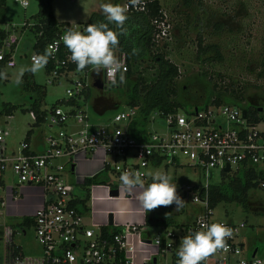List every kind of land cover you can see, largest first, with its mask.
I'll return each mask as SVG.
<instances>
[{
  "label": "built area",
  "instance_id": "1",
  "mask_svg": "<svg viewBox=\"0 0 264 264\" xmlns=\"http://www.w3.org/2000/svg\"><path fill=\"white\" fill-rule=\"evenodd\" d=\"M143 1L135 7L126 0L124 4L141 9ZM152 22L159 28L156 35L163 33L162 20L153 19ZM8 25L12 28L16 24L8 22ZM31 25L32 21L21 22L22 28ZM83 27V22L58 24L53 36L44 43L43 53L50 46L57 49L49 58L50 66L44 68L45 81L51 83L63 78L66 86L58 102L40 106L46 126L55 125L53 131L42 135V147L29 150L23 134L14 149L7 148L5 136L9 126L0 124V189L3 191L0 205L15 208L7 214L30 218L39 244L36 254H24L19 246H13L7 264H177L182 237L203 230L202 225L217 222L231 227L233 236L227 240V251H218L202 264H264V258L255 252L243 251L239 237L243 222L211 218L208 199L209 187L221 181L208 182L214 169L226 176L251 170L256 187H264V107L258 110L256 119L250 118L246 109L242 115V108L229 101L203 107L194 105L184 112L178 108L165 112L153 110L146 120L160 128L149 129L145 124L139 135L129 130L130 122L138 114L137 105L127 104L125 109L114 111L105 123H91L86 111L88 87L98 79L101 86L97 88H108L112 77L104 70L97 74L91 67L76 71L61 37L69 28L82 31ZM16 42L17 36L6 31L0 42V59L4 66L14 64L11 50ZM35 55H38L35 50L29 55L31 63ZM117 55L126 69L124 52L118 49ZM156 113L160 115V123L154 120ZM28 114L34 122L35 113L28 110ZM9 116L5 114L6 118ZM96 150H101L104 156L103 169L110 170L119 182L108 185V190L115 187L117 193L122 172H140L142 179H149L144 170L148 164L186 165L199 170L203 182L194 186L191 200L201 204V212L184 226L160 224L163 226L152 235L149 230L154 225L145 222L111 226L87 221L84 213L88 184L78 188L64 177V173L70 171L76 157H91ZM63 158L68 162L62 161ZM5 170L12 176L11 183H5L2 177ZM5 233L6 238L8 226Z\"/></svg>",
  "mask_w": 264,
  "mask_h": 264
},
{
  "label": "rangeland",
  "instance_id": "2",
  "mask_svg": "<svg viewBox=\"0 0 264 264\" xmlns=\"http://www.w3.org/2000/svg\"><path fill=\"white\" fill-rule=\"evenodd\" d=\"M36 1L29 0L27 8L21 6L16 0L4 1V21L0 26L6 31L17 36V42L11 50L14 61L12 66H4L6 79H0V108L3 102L14 104L10 116L5 117L0 112V124L11 127L12 134L7 140L10 142L20 139L22 131L32 128L34 137H39L47 131H53L55 125L46 126V119L38 123H32L28 114L31 98L37 97L36 92L30 86L23 83L16 84L19 70L22 66H30L29 55L34 51L32 42L34 32L30 26L22 28L21 22L27 21L36 11ZM125 0H119L120 5ZM112 0H51V10L57 20L70 22H84L92 10L101 11V3ZM163 14V33L154 35L156 48L164 58L175 65L177 74L173 77L175 93L170 96L178 103V111H187L193 106L203 107L219 101L235 102L241 108L246 104L256 107H264V72L261 62L264 54L263 29H264V0H158ZM8 22H14V27H9ZM26 40L29 45L21 48ZM200 40V43H198ZM158 61L145 56L137 62L133 74L126 78L123 83L108 88H97L89 85V96L86 111L91 123H105L111 114L118 109H125L129 102L127 95L128 86L131 88L138 74L145 75L155 73ZM168 68V66H166ZM31 80L43 88V95L39 99V105H49L58 102L63 96V88L66 81L58 78L51 83L45 81L44 69L36 74L30 73ZM139 82L132 87L141 94ZM229 88L238 90L241 99L232 97ZM39 95V94H38ZM134 96L137 104L140 97ZM95 108L101 111L97 112ZM259 110V109H258ZM153 112V111H152ZM154 120L161 122L160 115L156 113ZM119 126L123 124L117 123ZM146 126L150 129H159V125L146 120ZM75 155L71 157L74 158ZM62 161H67L63 158ZM146 178L143 179L145 186L151 183V177L147 173L164 171L172 177V182L177 184V193L185 201L183 207L176 209L175 204L160 206L157 209L144 212L138 201L140 189L131 193H124L121 185L117 195L107 198L108 185L119 182L108 171L103 172L104 180L98 183L86 185L87 196L85 202L87 209L84 218L89 222H106L107 212H112V224L123 222L141 225L144 218L157 219L163 215H170L173 224L184 226L193 220L202 210L198 201L191 200V192L195 185L203 182L201 172L191 169L186 165L158 166L146 165L144 168ZM71 173L65 172L64 177L81 188L82 183L76 178L70 177ZM5 183L12 182V176L8 170L2 174ZM227 176L214 169L208 177V182L226 180ZM191 185V186H190ZM187 186H190L187 188ZM0 195L3 191L0 189ZM246 201L219 200L210 208V217L215 220H229L235 223L243 222L240 228V240L243 251L256 247L255 254L264 258V187H251L245 190ZM11 208L0 205V264H4L6 253L5 228L14 229L11 242L19 246L24 254H36L39 252V244L34 237L30 226L19 224L21 217L10 216L7 213ZM95 216H99L96 220ZM152 226V225H151ZM163 225L155 224L150 227L152 235L156 229ZM24 229V232L21 231ZM136 238V236H135ZM136 243V239H133ZM149 248L151 244H146Z\"/></svg>",
  "mask_w": 264,
  "mask_h": 264
},
{
  "label": "trees",
  "instance_id": "3",
  "mask_svg": "<svg viewBox=\"0 0 264 264\" xmlns=\"http://www.w3.org/2000/svg\"><path fill=\"white\" fill-rule=\"evenodd\" d=\"M4 1L5 0H0V23L4 21ZM126 1L129 4V0ZM112 3L119 4V0H112ZM127 15L128 20L124 25L125 31L119 36L118 45V49L124 52L126 63V71L124 72L125 79L133 74V70L136 69L135 67L137 62L143 57L148 56L154 61H158L155 73L148 74L147 78H145V75L143 76L142 74H138L136 76V81L132 84L131 88L129 86L127 88V95L130 97L129 102L133 105H137L138 107V114L136 118L130 122L129 130L132 133L139 135L140 130L145 126L146 116L149 112L153 110H162L164 112L174 111L178 108V103L170 98V96L175 93L173 87V77L177 74V70L175 65L171 64V62L167 58H164L161 53L153 51V49L156 48L154 35L157 31H159V28L152 22V20L156 19L157 21H160L163 18L158 0H144L141 9L128 7ZM29 18L32 21L30 29L34 32L32 47L38 54H43L42 49L44 43L53 36L55 30L57 29V25L65 23L66 21H59L54 17L51 10V0H37L36 11L32 13ZM102 21L106 22L102 12L92 10L87 19L83 22V30L90 23ZM109 27L114 28L113 25H109ZM38 31H40V33L37 34ZM5 34L6 30L0 26V42ZM262 38L264 42V29ZM198 43H200V40H198ZM261 62L264 65V54ZM49 66L50 60L48 61L45 69ZM166 66H168V68H166ZM262 70L264 72V67ZM0 72H4V62L2 59H0ZM22 81L24 86H30L37 95V97L30 99L28 107V110H32L36 115L33 122L36 124L43 119V110L40 109L39 105V99L43 95V88L41 85L31 80L29 72L24 73ZM138 82L141 90L140 96L136 90H132V87H134ZM228 90L232 97L241 99V94L238 90H234L232 88H229ZM136 95L140 97V102L138 104L136 99H134V96ZM212 101L216 104L221 102L217 98H214ZM14 108V104L3 102L0 112L9 114ZM245 109L250 118H257L258 107L246 104ZM25 136H27V134H25ZM252 176L253 174L251 170H241L238 173L227 176L226 180L212 184L208 189L209 205L212 207L219 200H239L244 203L246 201L245 190L247 188L256 187V182L251 179ZM103 180L104 177L101 176V174H93L90 177L84 178L82 184L86 185ZM26 219L31 221L30 218H25V220ZM144 222L148 225H170L172 223V218L170 215H163L157 219L145 216Z\"/></svg>",
  "mask_w": 264,
  "mask_h": 264
},
{
  "label": "clouds",
  "instance_id": "4",
  "mask_svg": "<svg viewBox=\"0 0 264 264\" xmlns=\"http://www.w3.org/2000/svg\"><path fill=\"white\" fill-rule=\"evenodd\" d=\"M25 8L29 0H19ZM141 0H129L130 6L139 5ZM102 14L106 22L90 23L83 31L69 28L61 37L64 46L71 54V61L76 65V71L82 72L87 67L99 74L104 70L112 79L107 86H116L124 82V72L121 59L117 55L119 36L125 31L124 25L128 20V5L101 3ZM113 25L114 28L109 27ZM117 29V30H114ZM50 46L43 54L32 57L30 66H22L15 81L21 84L25 72L36 74L41 72L48 64L49 58L56 51ZM6 73L0 72V79H6ZM152 182L145 186L140 172H122L119 179L124 193H131L140 189L138 201L145 213L160 206L175 204L176 209L183 207L185 201L177 193V184L172 177L164 172H149ZM167 215V214H166ZM203 230L185 235L181 239L177 255V264H202L207 258L218 251H227V240L233 236V229L222 223L202 225Z\"/></svg>",
  "mask_w": 264,
  "mask_h": 264
},
{
  "label": "crops",
  "instance_id": "5",
  "mask_svg": "<svg viewBox=\"0 0 264 264\" xmlns=\"http://www.w3.org/2000/svg\"><path fill=\"white\" fill-rule=\"evenodd\" d=\"M54 17H55V15H54ZM64 21H67V20H64ZM88 94H89V92H88ZM95 110L97 112L101 111L99 108H95ZM31 129L32 128H26L24 131H22V133L27 134V136H25V137H26V140L28 141L29 150H38L42 147V144H43L42 135L39 137H34L32 135ZM11 134H12V129H11V127H9V133L5 136V142H6L7 148L14 149L15 144H16L18 139L16 141H12V142L10 141L9 142L7 140V138L10 137ZM103 158H104V156H103L101 150L94 151L93 154L91 155V157H88V158H83L80 156L76 157L72 163V168L69 171V173H71L70 177L76 178V181H78V182H82L84 180V178L90 177L93 174H101V176H103V172L107 171V169L106 170L103 169V165H102L103 164L102 163ZM105 158H106V156H105ZM107 158H109V156H107ZM96 183H98V182H96ZM90 185L92 187L94 186V185H92V183H89V186ZM107 196H108L107 198L113 197V195H109V194H107ZM29 201L31 202L32 200H29ZM12 210H15V208L13 207ZM95 219L98 220L99 216H95ZM94 222L96 223L98 221H94ZM105 223H107V221L100 223V224H105ZM171 224H173V221ZM252 250L253 249H251V251ZM255 251H256V249H255Z\"/></svg>",
  "mask_w": 264,
  "mask_h": 264
},
{
  "label": "flooded vegetation",
  "instance_id": "6",
  "mask_svg": "<svg viewBox=\"0 0 264 264\" xmlns=\"http://www.w3.org/2000/svg\"><path fill=\"white\" fill-rule=\"evenodd\" d=\"M11 209L9 211H13L12 210V207H10ZM10 215V214H8ZM12 216V215H10ZM19 224H24L26 226H30L31 227V224H30V221L28 219L25 220V218H20V220L18 221ZM9 234L7 235L6 237V253H5V257H4V264H7L8 263V259H9V256H10V253H11V249L13 248V246H18L16 244H13L11 242V236L13 235V231L14 229H11L9 226ZM22 232H24V229H21Z\"/></svg>",
  "mask_w": 264,
  "mask_h": 264
},
{
  "label": "water",
  "instance_id": "7",
  "mask_svg": "<svg viewBox=\"0 0 264 264\" xmlns=\"http://www.w3.org/2000/svg\"><path fill=\"white\" fill-rule=\"evenodd\" d=\"M27 45H28V42L26 40H24V42H22V44H21V48L22 49H25ZM92 84L94 86H96V87H100L101 86V83L99 82L98 79H94L93 82H92ZM258 109H260V107H258ZM241 113H242V115L245 114V108H242L241 109ZM70 167L72 168V165H70ZM226 168H227V166H225V169ZM108 194L109 195H117V189L115 187L110 188L108 190ZM106 215H107V217H106L107 223L108 224H111L112 223V212L111 211H108ZM255 249L256 248L254 247L253 250L251 251V254H253L255 252Z\"/></svg>",
  "mask_w": 264,
  "mask_h": 264
}]
</instances>
